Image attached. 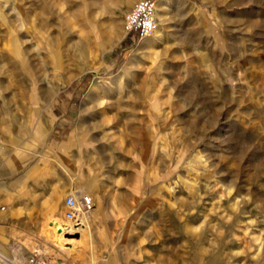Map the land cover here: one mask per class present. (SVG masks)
I'll return each mask as SVG.
<instances>
[{"label":"rangeland","instance_id":"obj_1","mask_svg":"<svg viewBox=\"0 0 264 264\" xmlns=\"http://www.w3.org/2000/svg\"><path fill=\"white\" fill-rule=\"evenodd\" d=\"M139 1L0 0V125H71L72 193L100 207L62 245L65 218L0 221V251L264 264V0H161L143 38L125 23Z\"/></svg>","mask_w":264,"mask_h":264},{"label":"crops","instance_id":"obj_2","mask_svg":"<svg viewBox=\"0 0 264 264\" xmlns=\"http://www.w3.org/2000/svg\"><path fill=\"white\" fill-rule=\"evenodd\" d=\"M71 128V125H0L2 224L40 225L41 222L30 219L65 218V199L73 194L71 169L66 168L71 160V147L66 143L57 147V135L65 136ZM62 160L63 168L57 165ZM94 203L96 207L87 215L88 219L99 212L98 201L94 199Z\"/></svg>","mask_w":264,"mask_h":264},{"label":"built area","instance_id":"obj_3","mask_svg":"<svg viewBox=\"0 0 264 264\" xmlns=\"http://www.w3.org/2000/svg\"><path fill=\"white\" fill-rule=\"evenodd\" d=\"M157 0H140L126 15V30L139 38L152 34L157 26L155 17ZM64 216L73 227H78L82 216L93 210L95 203L90 193H84L77 197L75 194L67 195L65 199ZM0 264H20L14 258L0 251ZM26 264H47L35 255L27 259Z\"/></svg>","mask_w":264,"mask_h":264},{"label":"bare ground","instance_id":"obj_4","mask_svg":"<svg viewBox=\"0 0 264 264\" xmlns=\"http://www.w3.org/2000/svg\"><path fill=\"white\" fill-rule=\"evenodd\" d=\"M162 1L161 0H157L156 1V11H155V17H159V14H160V11H161V7H162ZM157 32V27L155 28V30L153 31V33H156ZM151 37L154 36V34L150 35ZM147 37V36H146ZM47 92V91H46ZM50 93H48L49 95ZM83 192H85L86 190L85 189H82ZM96 195V194H95ZM80 196V195H79ZM77 196V197H79ZM98 196V195H97ZM95 197V196H94ZM95 199V198H94ZM47 205V204H46ZM87 213H85L84 215H86ZM52 220V219H51ZM54 220V219H53ZM61 223V222H60ZM56 221H52V232L51 234L55 237L54 238V241L58 242L59 245H62L60 244V242L62 243L63 241L62 240H70V241H74L73 238H69V237H66V234H69V233H74V232H78L80 231V227H73V225H69V226H63L62 224H60ZM69 223V222H68ZM81 223H78L76 224L77 226H79ZM68 225V224H66ZM84 225V224H83ZM57 243V244H58ZM61 247V246H60ZM26 259L24 261H19L20 264H25L26 263Z\"/></svg>","mask_w":264,"mask_h":264},{"label":"trees","instance_id":"obj_5","mask_svg":"<svg viewBox=\"0 0 264 264\" xmlns=\"http://www.w3.org/2000/svg\"><path fill=\"white\" fill-rule=\"evenodd\" d=\"M133 38H134V36L133 35H130V37L126 41H124L122 43V46H128V45H130L132 43Z\"/></svg>","mask_w":264,"mask_h":264}]
</instances>
